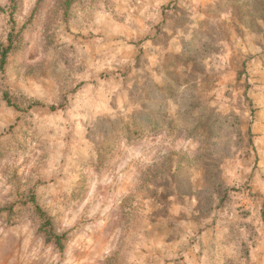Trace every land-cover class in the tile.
I'll return each mask as SVG.
<instances>
[{
    "label": "rangeland",
    "instance_id": "374dc122",
    "mask_svg": "<svg viewBox=\"0 0 264 264\" xmlns=\"http://www.w3.org/2000/svg\"><path fill=\"white\" fill-rule=\"evenodd\" d=\"M10 33L0 264H264V0H0Z\"/></svg>",
    "mask_w": 264,
    "mask_h": 264
},
{
    "label": "trees",
    "instance_id": "16d2710c",
    "mask_svg": "<svg viewBox=\"0 0 264 264\" xmlns=\"http://www.w3.org/2000/svg\"><path fill=\"white\" fill-rule=\"evenodd\" d=\"M12 8H15L16 0H9ZM13 33L8 35V44L0 48V63L5 62L6 57L14 47ZM36 212L40 215L42 219V224L39 228V232L43 235L45 242L52 244L56 249L62 250L64 248V243L66 240V234H57L52 225L51 218L46 216L37 206H35Z\"/></svg>",
    "mask_w": 264,
    "mask_h": 264
}]
</instances>
